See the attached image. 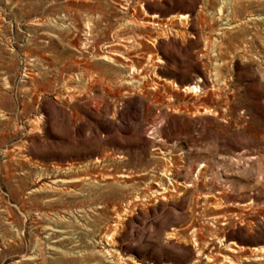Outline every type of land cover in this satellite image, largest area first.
I'll return each instance as SVG.
<instances>
[{
    "label": "rangeland",
    "instance_id": "374dc122",
    "mask_svg": "<svg viewBox=\"0 0 264 264\" xmlns=\"http://www.w3.org/2000/svg\"><path fill=\"white\" fill-rule=\"evenodd\" d=\"M229 242L264 264V0H0V264Z\"/></svg>",
    "mask_w": 264,
    "mask_h": 264
},
{
    "label": "bare ground",
    "instance_id": "6f19581e",
    "mask_svg": "<svg viewBox=\"0 0 264 264\" xmlns=\"http://www.w3.org/2000/svg\"><path fill=\"white\" fill-rule=\"evenodd\" d=\"M151 17H155V16L152 15ZM181 18L183 19L184 15H181ZM85 26H86L87 30H89V23H86ZM110 46H112V45H107V47H110ZM106 54H111V55H114V56L117 55V53L108 52V51L106 52ZM99 59H102V60H105V61H112L113 60L111 57H109V56H107L105 54H102L101 56H99ZM134 71H135V69L131 65L129 67V72H128L127 76L124 78V84H126V85H133V84L139 85L140 84V82L137 79H135L134 76H132ZM133 75H135V74H133ZM183 90H185V91H187L189 93H196L199 90V86L195 82L194 84H190V85L185 86ZM165 172H166V170H165ZM119 176L120 177H127L124 174H120ZM107 178H110V177H107ZM59 181H61V180H59ZM159 187H161L160 190H163V191L166 190V187H164V186H159ZM154 192H157V191H154ZM116 220H117V222L114 223V225H112L114 227L113 228L111 227L112 229H110V230L104 231V233L102 234V236L100 238L103 241L106 240V241L109 242V243H107V246H113V237L115 236L117 227L121 225V221L120 220H122V217L119 214H116ZM46 229H48V228H46ZM172 231H173V229H172ZM172 231L167 233L169 238H173L174 237L173 236L174 233ZM216 239L220 242L219 238H216ZM228 245H235V244L233 242H229L226 246H224V250H225L226 253L220 255L222 257L223 261L227 262L229 264H240V263L232 261L231 256H230L229 253L231 251H234V249L229 247ZM195 246H198V244H195ZM235 246H237V245H235ZM239 248L242 249L243 247H239ZM196 250L198 251L199 255L202 254V247L199 246ZM252 251L254 253H260V254L264 253V249L262 247H253ZM99 252H100V254H102L104 256V259L106 261L105 263H107V264H128L127 262H125V259L120 257L119 253H118L119 255H117V253H115L116 250H111L110 248H106L105 246H103L100 250L96 251V253H99ZM204 260L206 261V263H211V262L214 261L213 260V256L209 255V254L205 255ZM195 262H197V261H195ZM163 264H168V263H163Z\"/></svg>",
    "mask_w": 264,
    "mask_h": 264
}]
</instances>
